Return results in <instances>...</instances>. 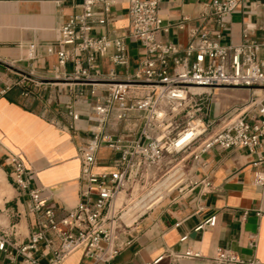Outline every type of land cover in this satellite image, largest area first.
Returning <instances> with one entry per match:
<instances>
[{"label": "built area", "instance_id": "built-area-1", "mask_svg": "<svg viewBox=\"0 0 264 264\" xmlns=\"http://www.w3.org/2000/svg\"><path fill=\"white\" fill-rule=\"evenodd\" d=\"M113 3L79 0L78 11L59 27L56 42L46 47L47 55H55V65L42 76L37 77L31 66L20 76L19 83L29 90L41 82L89 86V96L95 100L89 102L85 117L93 118V126L91 137L79 150L83 201L61 215L42 209L39 191L28 190L30 172L21 156L7 157L12 184L18 191L28 190L26 208L35 218L32 231L22 241L16 239V222L3 228L0 223V263L3 259L13 263L19 257V264H43L38 254L48 257L44 264H63L80 250L87 264H110L129 244L124 239L129 227L122 221L124 214L129 213L133 222L174 193L185 197L198 187L210 191L208 177L196 174L205 168L203 154L212 149L239 148L258 155L262 147L264 3L259 38L250 39L244 31L240 44L222 45L221 33L237 0H209L204 16L216 29L190 30L189 41L181 48L158 40V33L166 31L158 13L159 0H129L125 34L92 35L95 25L107 23ZM97 8L100 13L95 12ZM127 39L137 42L143 53L135 71L119 78L116 68L128 64ZM106 56L112 68L104 73L99 59ZM223 87L247 89L250 98L215 120H205L213 90ZM74 102L79 101L65 105L70 130H76L83 116ZM102 148L111 156L106 168L97 170ZM261 161L264 158L258 156L254 165ZM254 184L264 187V173H255ZM215 220L209 217L195 230L213 227ZM249 245L254 246L253 240ZM182 256L202 258L191 251ZM160 259L148 264H158ZM212 260L214 264L241 263L220 248Z\"/></svg>", "mask_w": 264, "mask_h": 264}, {"label": "crops", "instance_id": "crops-1", "mask_svg": "<svg viewBox=\"0 0 264 264\" xmlns=\"http://www.w3.org/2000/svg\"><path fill=\"white\" fill-rule=\"evenodd\" d=\"M128 1L114 0L104 26L95 25L91 34H105L110 38L128 31ZM209 0H159L158 13L162 30L158 40L181 48L189 41L192 29H216L205 19V4ZM79 0H0V171L12 198L5 199L0 208L3 227L15 222L17 240L22 241L34 225V215L27 212L28 190L39 191L42 209L51 208L57 215L72 210L83 199L79 180V150L91 137L93 118L87 119L89 86L79 83H37L28 89L20 84V76L29 67L42 76L56 63L55 55H47L46 47L58 38L59 27L78 11ZM264 0H237V5L226 19L227 28L219 40L222 45H238L243 32L250 39L260 36ZM100 13V9H95ZM128 64L116 68L119 78L132 74L143 50L137 42L127 39ZM105 73L112 68L108 56L99 59ZM70 71V65H66ZM25 91H29L24 95ZM81 93V96H79ZM100 94H103L100 90ZM247 94L237 89L213 90L210 111L204 112L207 121L215 120L246 101ZM74 102L82 113L76 130H70L65 105ZM16 153L23 159L28 175V190L18 191L12 184L7 157ZM110 152L102 148L98 153L99 167L106 168ZM258 156L264 158V140L258 155L244 149H212L203 154V170L210 191L200 187L185 197L175 193L155 208L128 223L124 239L129 242L110 264H148L161 257L158 264H214L217 249L229 251L240 264H264V187L254 184V175L264 173V161L254 165ZM3 194L0 196V198ZM259 212V215L256 213ZM215 217L213 227L196 231V227ZM253 240L254 246H250ZM43 248L39 245V251ZM186 251L198 252L202 258L190 259ZM1 256V255H0ZM38 257L45 263L48 257ZM3 259V256H2ZM12 263L6 259L0 264ZM63 264H87L80 250L71 254Z\"/></svg>", "mask_w": 264, "mask_h": 264}, {"label": "rangeland", "instance_id": "rangeland-1", "mask_svg": "<svg viewBox=\"0 0 264 264\" xmlns=\"http://www.w3.org/2000/svg\"><path fill=\"white\" fill-rule=\"evenodd\" d=\"M223 88H228V89H237V90H240L242 93H246L247 94V97L245 98L246 101L249 100L250 98V91L247 90V89H243V88H229V87H223ZM256 94H259V92H255ZM259 99V98H258ZM243 104V103H242ZM240 107V106H239ZM3 194V196L0 198V208H2V204H3V201L5 199H10L12 198V192L10 190H8L7 186H6V181H5V178L2 174V172L0 171V196ZM13 218L16 219L15 222H17V218L18 216L17 215H13ZM0 219H3V218H0ZM122 221L125 223V220H124V217H122ZM126 224H128L126 222Z\"/></svg>", "mask_w": 264, "mask_h": 264}, {"label": "bare ground", "instance_id": "bare-ground-1", "mask_svg": "<svg viewBox=\"0 0 264 264\" xmlns=\"http://www.w3.org/2000/svg\"><path fill=\"white\" fill-rule=\"evenodd\" d=\"M257 91H258V90H256L255 92H257ZM258 92H259V91H258ZM255 94H256V93H255ZM123 217H124L125 223H126V222H127V223L130 222V215H129V213L124 214Z\"/></svg>", "mask_w": 264, "mask_h": 264}]
</instances>
